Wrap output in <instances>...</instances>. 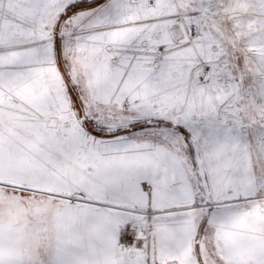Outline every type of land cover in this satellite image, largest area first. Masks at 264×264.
I'll return each mask as SVG.
<instances>
[{
    "label": "snow or ice",
    "instance_id": "6c2138e0",
    "mask_svg": "<svg viewBox=\"0 0 264 264\" xmlns=\"http://www.w3.org/2000/svg\"><path fill=\"white\" fill-rule=\"evenodd\" d=\"M0 264H264V0H0Z\"/></svg>",
    "mask_w": 264,
    "mask_h": 264
}]
</instances>
